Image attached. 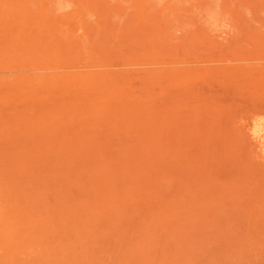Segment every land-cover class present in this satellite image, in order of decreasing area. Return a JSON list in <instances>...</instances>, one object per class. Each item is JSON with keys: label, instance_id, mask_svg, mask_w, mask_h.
I'll list each match as a JSON object with an SVG mask.
<instances>
[{"label": "rangeland", "instance_id": "374dc122", "mask_svg": "<svg viewBox=\"0 0 264 264\" xmlns=\"http://www.w3.org/2000/svg\"><path fill=\"white\" fill-rule=\"evenodd\" d=\"M0 264H264V0H0Z\"/></svg>", "mask_w": 264, "mask_h": 264}]
</instances>
